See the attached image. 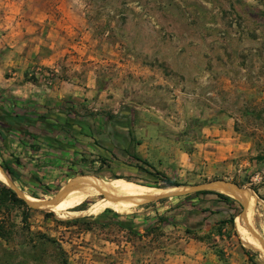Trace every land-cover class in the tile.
<instances>
[{
	"label": "rangeland",
	"instance_id": "obj_1",
	"mask_svg": "<svg viewBox=\"0 0 264 264\" xmlns=\"http://www.w3.org/2000/svg\"><path fill=\"white\" fill-rule=\"evenodd\" d=\"M262 14L264 0H0V77L3 70L9 76L4 66L18 54V46L6 43L13 38L42 62L16 82L48 87L66 81L93 89L88 102L65 98L62 106L40 110L60 124L67 114L74 124L63 125L71 145L54 150L49 164L38 163L45 168H38L40 174H7L4 161L21 162V150L4 143L23 128L12 126L7 140L0 135L1 183L11 180L34 201L50 200L70 186L55 204L4 211L16 223L8 246L16 244L17 264H163L182 251L186 226L194 228L189 237L203 239L220 259H238L246 251L264 264V250L241 220L238 200L229 206L192 193L144 201L172 188L154 184L156 172L179 186L224 178L254 197L246 223L264 238V193L254 181L264 171ZM15 28H23V36ZM5 101L19 100L0 88ZM9 108L21 113L27 107ZM123 136L142 144L144 158L131 159L137 173L111 159L102 162L93 145L109 150L112 138ZM117 148L120 156L122 141ZM128 195L133 199L122 198ZM118 220L132 227L113 222ZM199 226L207 232L196 231ZM39 237L51 241L34 246ZM34 250L46 254L45 262L31 256Z\"/></svg>",
	"mask_w": 264,
	"mask_h": 264
},
{
	"label": "crops",
	"instance_id": "obj_2",
	"mask_svg": "<svg viewBox=\"0 0 264 264\" xmlns=\"http://www.w3.org/2000/svg\"><path fill=\"white\" fill-rule=\"evenodd\" d=\"M15 29L17 30V35L21 34V36H23V34L25 33L23 31V28H21L20 30H18L17 28ZM5 36L8 38V33H6ZM6 43L9 46H18L16 49L18 54L14 59L7 61L6 66H4L6 68V71L8 68L10 74L7 77H3L5 73L3 70L2 77H0V88L4 90L5 95H13L19 100L18 102H13L14 105H24L27 108H24L23 110L28 109L39 113L41 109H45L44 107L49 110L54 108L53 106H62L63 99L65 98H71L72 100L73 98L80 99L81 97H83L81 100L88 102L89 97L93 92V89L88 87L80 86L77 84H69L66 81H58L53 86L49 85L48 87L42 84L32 83L30 81H24L22 83L16 82L21 80L27 68L33 69L36 64H41L42 62H39V60H37L34 55H30V50L25 48L27 47L25 46L27 45L26 42L20 43L18 40H14L12 38L9 41L6 40ZM45 65L50 66L51 62L49 61ZM5 104L6 107H3L4 109L9 107V104L12 105L11 101H5ZM33 130L35 129L33 128ZM11 134L15 135L13 133ZM63 134L64 133H62L61 131L50 132V129H48V131H42L40 138L41 140H37L40 146L35 145L34 147H30L29 141H21L17 137V135H15L16 139H12V141L10 142L7 141L4 144L7 147L12 146L16 147V149L18 150H21L18 158V160L21 161V164L19 166L21 170L23 169L24 172L28 173L29 175L35 173L32 170H37L38 174H40L38 168H41L43 170L45 168L40 166L38 167V163L49 164V162H51V158H54L57 155L54 153V150H59V148L65 144L71 145V138ZM7 135L8 132H6V135L4 137V139L6 140L8 139ZM121 141L124 144L125 148L119 156L117 147L120 145ZM112 143L113 146L111 147V149L109 148V150L113 152V156L110 157V162L118 164L119 168L137 173V168L131 164V159L133 154H140L139 156L144 158V156L141 155L142 144H133V140L130 136L128 138H125V136H123V138L121 139L113 137ZM62 149L69 153L72 152V148L70 149L67 147H63ZM29 157L33 158H31L30 162H25V160L29 159ZM211 222L213 223L214 220H212ZM205 228L206 227L204 226H199L196 228V231H201L203 233L205 231L207 232ZM183 235H185V238H183L185 244L182 251L172 255H168L167 260L163 264H249L247 262L246 255L244 257H239L238 259L233 256L229 257L227 260L220 259L214 252L213 248L203 239L197 240L189 237L184 233Z\"/></svg>",
	"mask_w": 264,
	"mask_h": 264
},
{
	"label": "trees",
	"instance_id": "obj_3",
	"mask_svg": "<svg viewBox=\"0 0 264 264\" xmlns=\"http://www.w3.org/2000/svg\"><path fill=\"white\" fill-rule=\"evenodd\" d=\"M262 15L264 17V14ZM11 103L12 105H14L13 102ZM0 104H1L0 106V135L1 137L4 138L6 135V131L8 132L13 131L12 129L16 127L15 125L21 124L23 130H15L16 131L15 135H17V137L21 141H29L30 147H34L35 145L40 146L37 140L41 138L42 131L44 130L48 131V129H50V132L61 131L62 133H65V135H70L69 131L64 130L63 125H74L71 122L72 121L71 118H67V114L62 117L63 121L65 122L63 124H60L56 119L51 118V115L50 116H48V114L44 115V114H41V113H38L32 110H28V109L22 110L21 113H17V112H13L9 107L4 109L3 107H6L5 102H2V103L0 102ZM49 111H51V109H49ZM12 126L14 127L12 128ZM33 128L35 130H33ZM80 130L82 131L83 129H81L80 127ZM11 133H14V132H11ZM71 136L72 137L74 136L75 138H77L73 134H71ZM88 137L93 138L90 134H88ZM93 145L101 149L99 157L102 162L106 161L107 159H110V157L113 156V152L111 150L100 147L96 144H93ZM20 164L21 163L18 162L17 160H13V161L6 160L4 161V164L2 165V167L6 171L7 174L11 175L12 178L18 179L21 177V175H23V172H24L23 169L21 170V168H19ZM153 175H155V180L153 182L154 184H157L160 181H162L165 187H175V186L180 185L179 182L174 181L168 177L157 176V175H160L159 172H156V174H153ZM117 177L118 176H116L115 178ZM127 190L126 189H124L123 191L120 190L115 195L126 192ZM49 191H50V188H48L47 186H43L41 188L42 194H48ZM192 195L201 196V198L204 196L206 197L205 199H209L207 197L208 195H211L213 196V198H211L212 200L223 202L229 206L234 205V204L239 205V202L237 200L231 198L228 195H225L223 193H220L214 190L197 191V192H194ZM185 197L189 198L190 194ZM17 205L23 206L26 209L30 208L22 198H19L17 196V193L15 192V190H13L11 187L0 182V264H17V261H16L17 246L16 244L13 246H8V243L12 240L16 232V223L15 221L10 220L8 217H6L3 214L5 210H8V208H10V206H17ZM230 209L232 210V208ZM235 216L236 214L233 212L229 214V222L231 224H233V220ZM162 220L165 221L164 219ZM113 222H115L116 224H118L119 226L123 228L132 227L131 223L125 222L122 220L113 221ZM192 229L194 228L186 226L185 234L189 235ZM193 238L197 240L201 239L200 237H196L195 235L193 236ZM49 241H51L50 238L39 237L34 246L43 247V246H46V244H48ZM244 253L247 256L249 262H251L252 264H259L256 260H254V258L248 252L245 251ZM31 256L37 257L44 261L46 254L44 252H39V250L38 251L34 250Z\"/></svg>",
	"mask_w": 264,
	"mask_h": 264
},
{
	"label": "water",
	"instance_id": "obj_4",
	"mask_svg": "<svg viewBox=\"0 0 264 264\" xmlns=\"http://www.w3.org/2000/svg\"><path fill=\"white\" fill-rule=\"evenodd\" d=\"M7 183L9 187L15 190V192H17V194L25 200L28 206L40 207V208L47 207L51 204L57 203L67 194V191L70 188L69 184H66L60 188V190L57 192V194L52 199L46 200V201H39V200L34 201V200H30L29 198H27V196H24L22 192L15 187V185L11 182V180L7 179ZM202 190L218 191L220 193L231 196L235 198L236 200H238L244 208V210L240 214L241 220H243L244 225L247 228V230L252 234L253 238H255L259 242L261 248L264 250V238L260 236L259 234H257L250 227V225L246 223V215H247V207L249 203V198L245 196V193L248 191L246 188L240 186L236 182H233V181H230L224 178H218V179H215V180L203 183V184L175 186V187L170 188L169 190H165L156 195H147L144 197V201H156V200H160L163 198L182 197V196H186V195L192 194L197 191H202ZM104 196L106 198H110L113 201L117 199L116 197H113V196H106V195ZM122 198L127 199V200L133 199L132 196H125Z\"/></svg>",
	"mask_w": 264,
	"mask_h": 264
},
{
	"label": "built area",
	"instance_id": "obj_5",
	"mask_svg": "<svg viewBox=\"0 0 264 264\" xmlns=\"http://www.w3.org/2000/svg\"><path fill=\"white\" fill-rule=\"evenodd\" d=\"M254 181L261 186V190L264 193V171L256 173Z\"/></svg>",
	"mask_w": 264,
	"mask_h": 264
},
{
	"label": "bare ground",
	"instance_id": "obj_6",
	"mask_svg": "<svg viewBox=\"0 0 264 264\" xmlns=\"http://www.w3.org/2000/svg\"><path fill=\"white\" fill-rule=\"evenodd\" d=\"M2 178H4V177H2ZM6 180V179H5ZM129 185H132V184H129ZM134 186H140L141 188H143L144 190H146L147 192H153L156 188H153V187H148V186H144V185H134ZM127 192V191H126ZM126 192H123V193H126ZM162 192V191H161ZM122 194V193H121ZM134 194V192H132L131 193V195H133ZM118 195H120V194H118ZM129 196V195H128ZM249 198H250V200L252 201V202H254V197L252 196V195H249ZM83 199V198H82ZM260 249H262L261 248V246H260Z\"/></svg>",
	"mask_w": 264,
	"mask_h": 264
}]
</instances>
